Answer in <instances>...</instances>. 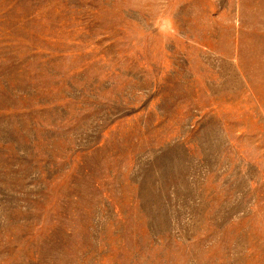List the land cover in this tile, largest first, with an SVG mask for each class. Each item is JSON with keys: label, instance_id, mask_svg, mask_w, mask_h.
I'll return each instance as SVG.
<instances>
[{"label": "rangeland", "instance_id": "obj_1", "mask_svg": "<svg viewBox=\"0 0 264 264\" xmlns=\"http://www.w3.org/2000/svg\"><path fill=\"white\" fill-rule=\"evenodd\" d=\"M0 264H264V0H0Z\"/></svg>", "mask_w": 264, "mask_h": 264}]
</instances>
